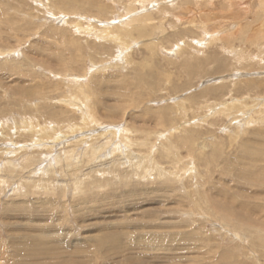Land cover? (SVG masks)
Masks as SVG:
<instances>
[{
  "label": "rangeland",
  "instance_id": "374dc122",
  "mask_svg": "<svg viewBox=\"0 0 264 264\" xmlns=\"http://www.w3.org/2000/svg\"><path fill=\"white\" fill-rule=\"evenodd\" d=\"M35 1L0 0V264H264V0Z\"/></svg>",
  "mask_w": 264,
  "mask_h": 264
},
{
  "label": "bare ground",
  "instance_id": "6f19581e",
  "mask_svg": "<svg viewBox=\"0 0 264 264\" xmlns=\"http://www.w3.org/2000/svg\"><path fill=\"white\" fill-rule=\"evenodd\" d=\"M35 1V0H34ZM36 2V1H35ZM38 2H40V1H38ZM166 15V14H165ZM143 18V17H142ZM142 18L141 19H137L138 21H142ZM149 17L147 16L145 19H144V22H146L148 25H149ZM146 23L144 24L145 26H146ZM190 24H192V23H190ZM148 27V26H147ZM116 28V27H115ZM102 30H104V29H102ZM112 31V30H111ZM104 32H105V30H104ZM112 32H116V34H112V35H109V33H110V31L109 30H107L105 33H106V35L104 36V37H102V39L101 40H107L108 41V38H109V36H110V41H112V42H114V45H116L117 44V42L118 43H123V42H125V47H127L126 45H127V42L129 43L130 41H127L128 39H129V36L128 35H130L128 32H130V31H127L126 29H122V28H118L117 27V29H115V30H113ZM138 32H139V30H138ZM142 32V31H141ZM152 32V31H151ZM101 34V33H100ZM104 34V33H103ZM139 34H142L141 36L142 37H145L146 38V36H149V35H147V33L145 34V33H139ZM144 35V36H143ZM151 35V34H150ZM99 38V37H98ZM127 39V40H126ZM115 42H116V44H115ZM132 42V41H131ZM145 44V43H144ZM117 46H119V45H117ZM148 46H150L151 47V44H150V42H146V46H145V48L146 47H148ZM122 47V46H121ZM120 48V47H119ZM121 49V48H120ZM123 51H124V49H122ZM233 52H235V51H233ZM242 58V57H241ZM243 59V58H242ZM169 82V81H168ZM80 89V88H79ZM79 91V90H78ZM231 95V94H230ZM229 95V96H230ZM82 96V95H81ZM76 97V96H75ZM231 97V96H230ZM78 100V99H77ZM237 100V99H236ZM225 101V100H224ZM238 101V100H237ZM75 102H78V101H75ZM228 103V102H227ZM226 103V104H227ZM233 103V102H232ZM235 107V106H234ZM232 111V110H231ZM235 112V111H234ZM92 112H90V114H91ZM82 114V119H87L88 118V114H87V110H84V112H82L81 113ZM92 116H93V113L91 114ZM227 116H229V115H227ZM176 117V116H175ZM178 119H181L180 117L178 118ZM87 122L89 121V119H87L86 120ZM183 126V125H182ZM81 128H83V127H81ZM181 129V128H180ZM44 131V130H43ZM184 131V130H183ZM153 132V131H152ZM185 132V131H184ZM149 133V132H148ZM44 134V133H43ZM52 135H53V133H52ZM147 135V134H146ZM100 136V135H99ZM46 137V136H45ZM44 139V138H43ZM42 139V140H43ZM115 139V138H114ZM171 139V138H170ZM119 141H121L120 143H122V142H124V143H128L129 144V142H131V144L132 145H137L138 143L137 142H139L138 141V139H136V140H133V139H131L130 137H128V136H126V135H121L120 136V140ZM127 141H129V142H127ZM144 142V141H143ZM140 143V142H139ZM193 143H195V141L193 142ZM202 143V142H201ZM130 147V146H129ZM137 147H143V145H141V144H138L137 145ZM114 148H115V146H114ZM152 148V147H151ZM142 150V149H141ZM143 151V150H142ZM171 151V150H170ZM136 152H138V151H136ZM98 152H96V154H97ZM139 154H141L140 155V157H137V156H139V154L136 156V157H134L133 156V158H131L130 157V154L129 153H121V154H119V155H123L124 156V161L125 160H127V161H130V162H132V161H134L136 164H137V167H139L138 166V164L139 163H141L142 161L143 162H145L146 163V161L148 160V157H149V155L147 154V153H145V152H138ZM207 154V153H206ZM166 155H167V153H166ZM125 156H126V158H125ZM167 156H169V155H167ZM202 157V156H201ZM166 158V157H165ZM203 158V157H202ZM92 158H90V160H91ZM89 160V161H90ZM94 160V159H93ZM179 160V159H178ZM207 159H205V161H206ZM172 162V161H171ZM203 162V161H202ZM161 163V162H160ZM177 163H179V161H175V163L174 164H177ZM173 164V163H172ZM189 165V164H188ZM146 166V165H145ZM145 168V167H144ZM143 168V169H144ZM146 168H148V167H146ZM157 168L159 169V166H157ZM148 172V171H147ZM151 172H154V175H158V176H160V175H162V176H165V175H167V172L166 171H164V170H152ZM176 177V176H175ZM77 182V181H76ZM79 183H81V181L79 182ZM78 184V183H77ZM79 185V184H78ZM78 189H80V188H78ZM198 193V192H197ZM217 193V192H216ZM203 195H205V194H203ZM227 196V195H226ZM188 197L189 198H194L193 196H191V193H190V195L188 194ZM221 199V198H220ZM228 201V200H227ZM231 202H232V200H230ZM209 202V201H208ZM236 203V202H235ZM217 204V203H216ZM240 207V206H239ZM233 215V214H232ZM243 230V229H242ZM54 231H55V229H54ZM56 231H58V230H56ZM55 233V232H54ZM56 239V238H55ZM148 239V238H147ZM52 241V240H51ZM136 241V240H135ZM32 242V241H31ZM137 242H138V240H137ZM141 242V241H140ZM46 243V242H45ZM44 243V244H45ZM51 243V242H50ZM63 242H61L60 244H62ZM39 244V243H38ZM49 244V243H48ZM52 245H54L53 243H51ZM136 244H140V243H136ZM41 245V244H40ZM51 245V246H52ZM57 245H59V244H57V243H55V246H57ZM143 245V244H142ZM39 246V245H38ZM45 246H48V245H46L45 244ZM44 246V247H45ZM205 246V245H204ZM40 247V246H39ZM42 247V246H41ZM59 247V246H58ZM94 247V246H93ZM130 247V246H129ZM141 247V246H140ZM54 248V247H53ZM78 248V247H77ZM30 249H32V248H30ZM45 249H48V248H45ZM52 249V248H51ZM55 249V248H54ZM74 249V248H73ZM79 250H80V248H78ZM35 250V249H34ZM37 250V249H36ZM42 250V249H41ZM30 251V250H29ZM60 251H62V250H60ZM40 252H42V251H40ZM52 252H54V250L53 251H49V252H46L47 254L49 253V254H51ZM88 252V251H87ZM45 254V253H44ZM27 256V255H26ZM50 256V255H49ZM48 256V257H49ZM47 257V256H46ZM27 258V257H26ZM43 258H45V257H43ZM42 260V259H41Z\"/></svg>",
  "mask_w": 264,
  "mask_h": 264
}]
</instances>
